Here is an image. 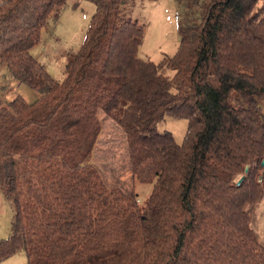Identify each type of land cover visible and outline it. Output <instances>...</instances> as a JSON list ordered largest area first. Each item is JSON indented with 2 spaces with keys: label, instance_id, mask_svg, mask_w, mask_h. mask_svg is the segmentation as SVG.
<instances>
[{
  "label": "trees",
  "instance_id": "obj_1",
  "mask_svg": "<svg viewBox=\"0 0 264 264\" xmlns=\"http://www.w3.org/2000/svg\"><path fill=\"white\" fill-rule=\"evenodd\" d=\"M90 1L58 81L31 49L66 0H0V66L40 92L0 103L14 211L0 260L264 264V0H176L179 49L160 63L140 55L146 25L130 12L144 0ZM101 113L125 132L133 179L152 186L143 202L92 162ZM166 114L188 120L184 142L158 129Z\"/></svg>",
  "mask_w": 264,
  "mask_h": 264
},
{
  "label": "rangeland",
  "instance_id": "obj_2",
  "mask_svg": "<svg viewBox=\"0 0 264 264\" xmlns=\"http://www.w3.org/2000/svg\"><path fill=\"white\" fill-rule=\"evenodd\" d=\"M95 10V4L90 0H66L60 16L49 22L43 31L42 41L31 49V54L45 66L54 79H63L68 53H76L81 48ZM187 12V7L176 0L137 2L130 15L146 25L140 55L155 63H160L164 57L175 55L180 45L178 26ZM168 73L172 74L173 71L168 70ZM18 94L33 102L40 92L20 83L6 64L1 65L0 103L7 104ZM100 118L102 131L94 149L92 162L101 170L108 185H119L128 192L133 190L142 202L145 201L152 186L133 179L125 132L106 113H101ZM158 129L171 131L176 141L182 143L187 136L188 120L166 114L158 122ZM13 213V202L5 196L0 186V241L11 235ZM257 214L260 215L259 226L264 230V199L259 204ZM26 263L24 250L0 260V264Z\"/></svg>",
  "mask_w": 264,
  "mask_h": 264
},
{
  "label": "water",
  "instance_id": "obj_3",
  "mask_svg": "<svg viewBox=\"0 0 264 264\" xmlns=\"http://www.w3.org/2000/svg\"><path fill=\"white\" fill-rule=\"evenodd\" d=\"M262 165H264V160L262 161ZM241 181H242V180H241ZM241 181H240V182H241Z\"/></svg>",
  "mask_w": 264,
  "mask_h": 264
}]
</instances>
